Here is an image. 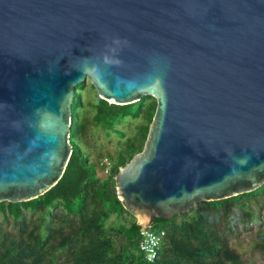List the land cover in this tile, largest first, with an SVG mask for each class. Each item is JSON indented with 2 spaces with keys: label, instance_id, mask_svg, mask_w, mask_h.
I'll return each instance as SVG.
<instances>
[{
  "label": "water",
  "instance_id": "obj_1",
  "mask_svg": "<svg viewBox=\"0 0 264 264\" xmlns=\"http://www.w3.org/2000/svg\"><path fill=\"white\" fill-rule=\"evenodd\" d=\"M86 79L156 101L115 176L137 225L264 185V0H0V202L61 179Z\"/></svg>",
  "mask_w": 264,
  "mask_h": 264
},
{
  "label": "trees",
  "instance_id": "obj_2",
  "mask_svg": "<svg viewBox=\"0 0 264 264\" xmlns=\"http://www.w3.org/2000/svg\"><path fill=\"white\" fill-rule=\"evenodd\" d=\"M87 88L91 93L85 99ZM155 108L150 96L116 105L101 99L89 80L76 86L71 105L73 150L63 176L38 198L0 202V264H242L240 254L229 246V236L237 234L238 224L260 221L250 204L259 203L264 185L200 202L169 220L156 218L152 229L166 233L157 257L149 262L139 251L142 226L119 201L115 176L142 150ZM129 120L138 124L127 136L120 126ZM88 128L102 130L107 137L117 135L116 156L108 152L90 159ZM104 158L111 162L106 174L101 167Z\"/></svg>",
  "mask_w": 264,
  "mask_h": 264
},
{
  "label": "rangeland",
  "instance_id": "obj_3",
  "mask_svg": "<svg viewBox=\"0 0 264 264\" xmlns=\"http://www.w3.org/2000/svg\"><path fill=\"white\" fill-rule=\"evenodd\" d=\"M89 79H86V81ZM88 91L83 90V97L87 99ZM91 99V98H89ZM137 120H129L122 124L120 129L123 130L127 136L135 133ZM119 137L112 134L110 137L105 135V132L97 128H88L87 141L90 149V159L94 160L99 154H107L108 152L116 156L119 149ZM99 175H104L99 171ZM258 204L251 202L250 207L259 212V222H248L247 224L237 226V234L229 236V246L237 251L241 256L242 264H264V193L260 195ZM258 205V206H257ZM260 205V207H259ZM114 216L111 217L113 220ZM111 220L109 222H111ZM108 222V223H109Z\"/></svg>",
  "mask_w": 264,
  "mask_h": 264
},
{
  "label": "built area",
  "instance_id": "obj_4",
  "mask_svg": "<svg viewBox=\"0 0 264 264\" xmlns=\"http://www.w3.org/2000/svg\"><path fill=\"white\" fill-rule=\"evenodd\" d=\"M111 166L109 159L104 158L101 167L106 174ZM166 236L164 230H155L151 226H142L139 235L138 249L143 254L145 260L152 262L158 255L160 246Z\"/></svg>",
  "mask_w": 264,
  "mask_h": 264
}]
</instances>
